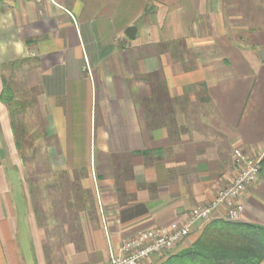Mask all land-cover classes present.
<instances>
[{"label":"crops","instance_id":"0c3cea01","mask_svg":"<svg viewBox=\"0 0 264 264\" xmlns=\"http://www.w3.org/2000/svg\"><path fill=\"white\" fill-rule=\"evenodd\" d=\"M263 50L264 0H0V264H106L263 159Z\"/></svg>","mask_w":264,"mask_h":264},{"label":"built area","instance_id":"2783aa9c","mask_svg":"<svg viewBox=\"0 0 264 264\" xmlns=\"http://www.w3.org/2000/svg\"><path fill=\"white\" fill-rule=\"evenodd\" d=\"M233 156L238 172L212 200L207 204L192 207L181 221L138 231L120 244L117 252L111 254L106 264H139L154 254L173 248L192 231L198 221L209 219L212 212L221 206L226 209L224 218L239 220L244 208L240 197L246 187L256 181L261 157L250 156L239 148H234Z\"/></svg>","mask_w":264,"mask_h":264},{"label":"trees","instance_id":"16d2710c","mask_svg":"<svg viewBox=\"0 0 264 264\" xmlns=\"http://www.w3.org/2000/svg\"><path fill=\"white\" fill-rule=\"evenodd\" d=\"M263 163L264 158L260 168ZM263 260L264 226L214 218L204 224L192 246L171 256L169 263L260 264Z\"/></svg>","mask_w":264,"mask_h":264},{"label":"water","instance_id":"95a60500","mask_svg":"<svg viewBox=\"0 0 264 264\" xmlns=\"http://www.w3.org/2000/svg\"><path fill=\"white\" fill-rule=\"evenodd\" d=\"M135 27H133V26H128L127 28H126V33L130 36V37H134V35H135ZM263 53H264V50L262 51ZM262 54V53H261ZM263 55V54H262Z\"/></svg>","mask_w":264,"mask_h":264},{"label":"rangeland","instance_id":"374dc122","mask_svg":"<svg viewBox=\"0 0 264 264\" xmlns=\"http://www.w3.org/2000/svg\"><path fill=\"white\" fill-rule=\"evenodd\" d=\"M24 113H26V112H24ZM30 128H31V126L28 127V129H30ZM29 131H30V130H29ZM29 131H27V132H29ZM28 134H29V133H28ZM233 150H234V149H233ZM246 154H247V153H246ZM233 158H234V156H233ZM29 164H30V162H29ZM31 164H32V163H31ZM31 164H30V168H31ZM32 180H33V179H32L31 173H29V177L27 178V181L29 182V184L32 183ZM232 180H233V179H232ZM232 180H231V181H232ZM225 210H226V209L224 208V212H225ZM224 212H223V213H224ZM207 222H208V219H207Z\"/></svg>","mask_w":264,"mask_h":264}]
</instances>
